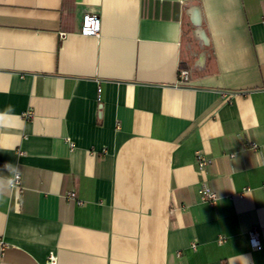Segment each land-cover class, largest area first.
Segmentation results:
<instances>
[{
	"label": "crops",
	"instance_id": "1",
	"mask_svg": "<svg viewBox=\"0 0 264 264\" xmlns=\"http://www.w3.org/2000/svg\"><path fill=\"white\" fill-rule=\"evenodd\" d=\"M0 114V264H264V0H0Z\"/></svg>",
	"mask_w": 264,
	"mask_h": 264
},
{
	"label": "built area",
	"instance_id": "2",
	"mask_svg": "<svg viewBox=\"0 0 264 264\" xmlns=\"http://www.w3.org/2000/svg\"><path fill=\"white\" fill-rule=\"evenodd\" d=\"M79 30L78 32L81 35L86 36H98L100 31V18L99 15L96 12L93 11H86L82 14L81 20L79 21ZM189 80V73L186 69L180 68L178 69V79L177 83L180 85H186ZM26 117H31L32 113L27 112L25 114ZM195 164L197 166V170L200 173H204L206 171L207 166L210 165L211 159L206 157L203 153L197 152L195 153ZM20 187V175L19 179L15 181V184L12 188L18 189ZM67 198L75 200L76 199V193L74 191H69L67 193ZM200 197L203 202H206L208 204L214 205L217 200L218 196L208 189L207 187H203L200 189ZM80 203V201H77ZM248 241L250 244V247L254 249H259L261 247V243L258 236V231L256 229H251L248 232ZM54 257H51L50 261H54Z\"/></svg>",
	"mask_w": 264,
	"mask_h": 264
},
{
	"label": "water",
	"instance_id": "3",
	"mask_svg": "<svg viewBox=\"0 0 264 264\" xmlns=\"http://www.w3.org/2000/svg\"><path fill=\"white\" fill-rule=\"evenodd\" d=\"M189 21L193 27V34L199 40V45L201 47L208 45L207 35L202 27V14L198 6H191L188 10Z\"/></svg>",
	"mask_w": 264,
	"mask_h": 264
},
{
	"label": "clouds",
	"instance_id": "4",
	"mask_svg": "<svg viewBox=\"0 0 264 264\" xmlns=\"http://www.w3.org/2000/svg\"><path fill=\"white\" fill-rule=\"evenodd\" d=\"M13 111V108L11 105L7 106L6 112L10 113ZM4 114H0V117H2ZM0 126H3V121L0 120ZM4 168L8 170L10 173L6 177H8L6 180H0V194L3 193L5 189H10L14 186L15 181L19 179V166L13 165L11 163H6L4 165Z\"/></svg>",
	"mask_w": 264,
	"mask_h": 264
}]
</instances>
